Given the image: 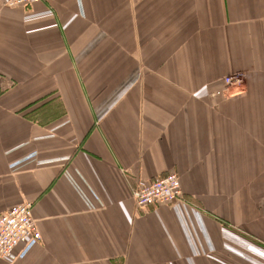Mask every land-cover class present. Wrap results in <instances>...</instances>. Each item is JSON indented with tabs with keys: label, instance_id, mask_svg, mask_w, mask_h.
Here are the masks:
<instances>
[{
	"label": "crops",
	"instance_id": "crops-1",
	"mask_svg": "<svg viewBox=\"0 0 264 264\" xmlns=\"http://www.w3.org/2000/svg\"><path fill=\"white\" fill-rule=\"evenodd\" d=\"M167 172L183 199L138 210ZM24 201L41 238L0 264H264V0L0 2V213Z\"/></svg>",
	"mask_w": 264,
	"mask_h": 264
},
{
	"label": "built area",
	"instance_id": "built-area-1",
	"mask_svg": "<svg viewBox=\"0 0 264 264\" xmlns=\"http://www.w3.org/2000/svg\"><path fill=\"white\" fill-rule=\"evenodd\" d=\"M48 0H0L6 5H22L30 8L35 3ZM227 85H239L238 75L224 77ZM132 197L138 210L159 206L183 199L179 176L167 172L151 178L147 183L136 186ZM33 203L24 201L11 205L0 213V258L10 261L17 249L40 240V231L33 216Z\"/></svg>",
	"mask_w": 264,
	"mask_h": 264
}]
</instances>
